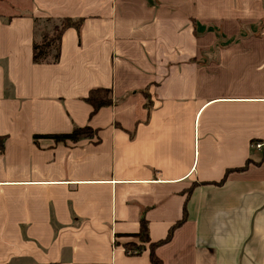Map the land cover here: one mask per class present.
<instances>
[{"label":"crops","instance_id":"0c3cea01","mask_svg":"<svg viewBox=\"0 0 264 264\" xmlns=\"http://www.w3.org/2000/svg\"><path fill=\"white\" fill-rule=\"evenodd\" d=\"M7 2L0 264H149L146 247L123 248L141 219L152 241L180 223L155 249L163 264H256L264 0ZM64 16L82 18L79 30L63 31L56 62L34 63V18ZM99 86L113 103L89 116L84 97ZM86 124L97 142L33 140Z\"/></svg>","mask_w":264,"mask_h":264},{"label":"trees","instance_id":"16d2710c","mask_svg":"<svg viewBox=\"0 0 264 264\" xmlns=\"http://www.w3.org/2000/svg\"><path fill=\"white\" fill-rule=\"evenodd\" d=\"M43 23V24H42ZM82 23V18H71L64 16L61 18H50L46 17L43 19L34 18V38L32 41V61L34 63H53L59 59L60 54V40L63 31L68 27H73L79 30ZM40 24H42L41 27ZM49 28V31H44ZM50 32V33H49ZM84 100L90 105L91 110L89 116H92L100 107L108 106L113 103L111 88L109 87H94L91 88ZM48 137L52 138L56 142H77L84 138H94L97 142L99 137L97 135V130L93 129L88 124L78 126L74 125L69 132H59V133H44V134H34L33 140L36 141L37 138ZM3 149V144L0 139V150ZM246 166V162L240 165L237 169L241 171ZM229 170L225 172L223 177L218 181L221 184L228 173ZM183 218L186 216L185 210H183ZM180 223H175L169 228L165 237L158 239L156 241L150 240L148 234V225L144 219L140 220L139 228L137 232L132 233V236L136 237V241H127L123 243L124 252L129 255L139 254L145 247L148 249L149 264H163L161 258L156 254L155 249L160 244L168 241L173 229ZM148 244V246H145Z\"/></svg>","mask_w":264,"mask_h":264},{"label":"rangeland","instance_id":"374dc122","mask_svg":"<svg viewBox=\"0 0 264 264\" xmlns=\"http://www.w3.org/2000/svg\"><path fill=\"white\" fill-rule=\"evenodd\" d=\"M8 0H5V1H3V0H1L0 1V10H8V9H10V4L8 5V3L10 2H7ZM12 2H14L17 6H18V8H23L22 6L23 5H25V4H27V0H11ZM13 9H14V7H13ZM261 21V23H260V25L258 26V30H257V32L256 33H260V31H261V27H262V25H263V23H264V19L263 20H260ZM43 24V23H42ZM42 24H40V26L39 27H41L42 26ZM240 24H241V26H242V28H245V30L249 33V32H252V31H250V27H252L253 26V24L250 22V26L248 25L249 23H244L243 21H240ZM50 29L49 28H47L46 30H44V31H49ZM50 33V32H49ZM250 37V36H249ZM254 37V36H253ZM241 38H243V37H241ZM245 38H248V37H245ZM222 39L223 40H226L227 39V37H222ZM135 240H137V238L136 237H134V236H132L131 237V240L130 241H135ZM145 246H148V244H145ZM260 252H259V254H258V258L259 259H257V261H256V264H264V251H261V250H259Z\"/></svg>","mask_w":264,"mask_h":264},{"label":"built area","instance_id":"2783aa9c","mask_svg":"<svg viewBox=\"0 0 264 264\" xmlns=\"http://www.w3.org/2000/svg\"><path fill=\"white\" fill-rule=\"evenodd\" d=\"M255 146H256V147H259V146H260V144H259V143H257V144H255Z\"/></svg>","mask_w":264,"mask_h":264}]
</instances>
